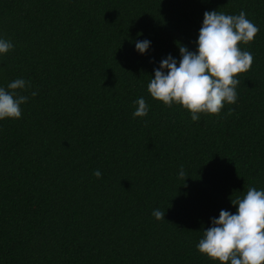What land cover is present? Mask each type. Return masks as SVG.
I'll return each mask as SVG.
<instances>
[{
  "label": "trees",
  "instance_id": "16d2710c",
  "mask_svg": "<svg viewBox=\"0 0 264 264\" xmlns=\"http://www.w3.org/2000/svg\"><path fill=\"white\" fill-rule=\"evenodd\" d=\"M212 10L259 28L240 44L254 60L235 104L192 121L147 85ZM0 38V87L30 82L21 117L0 120V264H219L203 231L264 190V0H0Z\"/></svg>",
  "mask_w": 264,
  "mask_h": 264
},
{
  "label": "clouds",
  "instance_id": "9594fccd",
  "mask_svg": "<svg viewBox=\"0 0 264 264\" xmlns=\"http://www.w3.org/2000/svg\"><path fill=\"white\" fill-rule=\"evenodd\" d=\"M258 32L244 11L238 15L205 11L196 50L179 45L178 66L171 54L163 58L147 85L148 93L168 108L175 104L188 110L192 121H198L201 114L218 116L226 103H236L238 77L251 69L254 60L249 51L241 50L240 44L252 43ZM150 43L137 41L135 49L144 54ZM13 48L11 41L0 38V54ZM27 87L30 82L22 78L11 81L7 88L0 87V120L21 117L20 106L28 96L17 90ZM36 94L32 92V96ZM134 103L137 107L133 118L148 115L143 97ZM93 174L97 178L102 175L98 169ZM179 177L185 178L183 168ZM231 204L238 206L236 212L222 209L218 218H211L212 226L203 231L197 250L219 264H264V190L249 187L242 198L231 199ZM152 215L156 220L165 219V212L159 209Z\"/></svg>",
  "mask_w": 264,
  "mask_h": 264
}]
</instances>
